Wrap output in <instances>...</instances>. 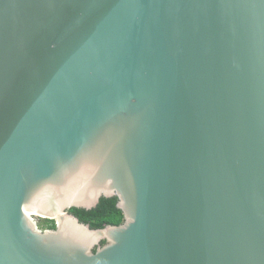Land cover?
<instances>
[{
	"label": "water",
	"instance_id": "1",
	"mask_svg": "<svg viewBox=\"0 0 264 264\" xmlns=\"http://www.w3.org/2000/svg\"><path fill=\"white\" fill-rule=\"evenodd\" d=\"M0 264H264V0H0Z\"/></svg>",
	"mask_w": 264,
	"mask_h": 264
},
{
	"label": "trees",
	"instance_id": "2",
	"mask_svg": "<svg viewBox=\"0 0 264 264\" xmlns=\"http://www.w3.org/2000/svg\"><path fill=\"white\" fill-rule=\"evenodd\" d=\"M117 203L118 198L116 196L102 197L95 208L83 209L73 207L70 211L78 216L81 221L89 223L93 228H103L107 225H120L123 222L124 214L118 208ZM39 225L44 229L56 228V222L53 219H45Z\"/></svg>",
	"mask_w": 264,
	"mask_h": 264
}]
</instances>
